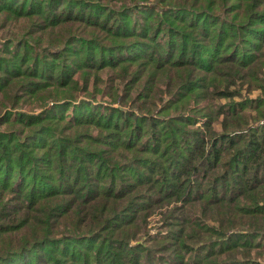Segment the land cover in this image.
<instances>
[{"label":"trees","instance_id":"1","mask_svg":"<svg viewBox=\"0 0 264 264\" xmlns=\"http://www.w3.org/2000/svg\"><path fill=\"white\" fill-rule=\"evenodd\" d=\"M262 119L264 0H0V264H264Z\"/></svg>","mask_w":264,"mask_h":264},{"label":"rangeland","instance_id":"2","mask_svg":"<svg viewBox=\"0 0 264 264\" xmlns=\"http://www.w3.org/2000/svg\"><path fill=\"white\" fill-rule=\"evenodd\" d=\"M245 94H246V93L243 91V95H245ZM260 95H261V91H260V90H254V91H252L251 93H248V94L245 95V96H247L248 98H251V99H256V98H257L258 96H260ZM244 98H246V97H244ZM102 100H103V101H101L102 103H100V104L105 105V103L108 102V99H102ZM242 100H244V99H241V98L235 99L236 102H239V101H242ZM221 102L224 103L225 100H222ZM118 106H119V105L116 104V107H118ZM65 110H66V114H65V116H66V117H69V115H70L71 112H72V109H71V108H68V109H67L66 106H64V107H62V108H58V109H56L55 112H56L57 114H59L60 112H64ZM94 110H95V108H94ZM25 112H26V113H29L28 111H25ZM37 113H39V112H37ZM252 114L255 115L254 113H252ZM222 118H223V116L220 115V117H219L220 122H221ZM262 123H264V119L260 120V121H259V124H255V125H261ZM213 127H214V129L218 132V131H220L221 125H220V124H214ZM25 171L27 172V169H26ZM26 174H27V173H26ZM158 220H159V216H158L157 214H154L153 216H151V217L149 218V220H148L149 224H148L147 227H148L149 230H150V234H155L156 231L159 230L158 228L161 226V224H159ZM164 230H166V228H165ZM139 238H143V237L140 236ZM260 259L264 261V257H263V258H260Z\"/></svg>","mask_w":264,"mask_h":264}]
</instances>
